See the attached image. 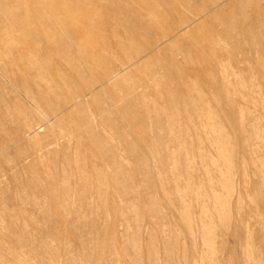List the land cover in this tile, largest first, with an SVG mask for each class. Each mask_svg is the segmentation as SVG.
<instances>
[{"label":"rangeland","instance_id":"rangeland-1","mask_svg":"<svg viewBox=\"0 0 264 264\" xmlns=\"http://www.w3.org/2000/svg\"><path fill=\"white\" fill-rule=\"evenodd\" d=\"M172 1L0 0V264H264V19ZM103 48L117 80L37 128Z\"/></svg>","mask_w":264,"mask_h":264},{"label":"bare ground","instance_id":"bare-ground-1","mask_svg":"<svg viewBox=\"0 0 264 264\" xmlns=\"http://www.w3.org/2000/svg\"><path fill=\"white\" fill-rule=\"evenodd\" d=\"M21 1H23V2H27L28 0H21ZM71 1H74V0H71ZM80 3H82V5L84 6V7H86L87 6V4H86V0H78ZM101 0H91V2L89 3V4H91V5H98V3L100 2ZM180 1L181 0H173L172 2H171V4H170V8H164V10H165V13H162V14H165V16L164 17H166V16H168V15H173V12H175L176 10H177V7H178V5H179V3H180ZM223 1V4L221 5V6H219V4H220V2H222ZM116 2H117V0H116ZM190 3H189V11H191V10H195V9H198V4H197V2H198V0H190L189 1ZM186 3V2H185ZM225 3V4H224ZM151 3H146V4H144V5H147V8L148 9H146V10H144L145 12H150V13H153L154 14V12H156L157 10H155V8L153 7V5H150ZM226 5V7H228L229 8V12H230V15H231V17L234 19V20H238V19H240V20H243L244 21V24H245V20H247L248 19V16H247V14H242V12H241V14L240 15H237V14H234V13H232L231 11L233 10V9H239V10H242L243 12L246 10V9H248V8H251V9H253L255 12H257V13H259L258 15L260 16V14H261V16L260 17H262L263 19H264V0H216L215 1V4H213L212 5V9L211 10H213L215 7H217V11L219 12V14H220V12H222V9H224L223 7ZM187 6V7H188ZM104 7V6H103ZM179 7H181V5L179 6ZM183 8V7H182ZM190 8H192L191 10H190ZM94 9V8H93ZM164 10L162 11V12H164ZM179 11V10H178ZM224 11V10H223ZM228 11V10H227ZM158 12V11H157ZM224 13H226L227 14V12L226 11H224ZM224 13H223V15H224ZM153 14H146V16H148L149 17V15H151V17L153 16ZM159 14H161V13H159ZM155 16H156V14H154ZM201 14H196V16L195 17H193V18H191V19H189V20H186V21H182V22H180V24H179V26H177L174 30H171V32L169 33V34H167L166 35V37H167V40H169V39H172V38H174L175 36H177L178 35V33L181 31V30H183V29H185V28H188V27H190V25L191 24H193V23H195L200 17ZM203 15V14H202ZM204 16V15H203ZM202 16V17H203ZM205 16H206V13H205ZM252 16V15H251ZM33 17H34V19H39V20H42L41 19V17H42V15H39L38 13H34L33 14ZM52 16H50L48 19H50L51 21L53 20L52 18H51ZM154 17V16H153ZM255 18H256V16H254ZM22 18V17H21ZM143 19V18H142ZM252 19V18H251ZM205 19H203V21H204ZM253 20V19H252ZM255 21H257V20H255ZM254 21H252V23H253ZM261 22V21H260ZM146 23V22H145ZM251 23V22H250ZM256 23V22H255ZM147 24V23H146ZM155 24V23H154ZM200 24V23H199ZM249 24V23H248ZM137 25V24H136ZM197 25V24H196ZM202 24H200L199 26H201ZM246 25V24H245ZM253 25V24H252ZM262 25V24H261ZM147 26V25H146ZM199 26H198V28H199ZM247 26V25H246ZM149 27V26H148ZM142 28V27H141ZM233 28V27H232ZM235 28H236V26H235ZM128 29V28H127ZM133 29V31H131ZM131 30L129 29V31L128 32H132V33H134L135 32V28H132ZM144 29H145V27H144ZM144 29H142L141 31H143ZM146 29H147V27H146ZM191 29V28H190ZM197 28H192V32H195V31H197L196 30ZM139 30H140V27H139ZM217 30V29H216ZM248 30V29H247ZM128 32H127V34H128ZM137 32V31H136ZM140 33V32H139ZM222 33L223 34H227V31H226V29H225V32L222 30ZM237 33H238V35H242V34H244L245 32H244V29L243 28H238L237 29ZM143 34V33H142ZM210 34L211 35H213V36H216L217 34H221V32L220 31H213V30H211L210 31ZM237 35V34H236ZM140 36V35H139ZM138 36V37H139ZM137 38V37H136ZM128 40L127 41H134L135 40V38H134V35H131V34H129L128 35V38H127ZM124 44V43H123ZM157 45V44H156ZM123 46L124 45H121V44H119L118 43V45H117V50L119 51H121V50H123L124 48H123ZM182 46H184V45H182ZM110 49V50H109ZM109 49H105V48H103V51H101L102 52V58H100V53H98L97 55H96V57L98 58V59H102L103 61H104V63H103V65H101V64H99V65H96V63H94L95 62V59H93V58H91V60L89 59L88 60V62H90L91 63V66L89 65V63H84V65H83V67H84V69L85 70H87V71H89V72H91L92 70L95 72V75H94V79H93V81L92 82H89L88 80H83V82H82V85L81 86H79V87H76L75 85L74 86H70L68 83H74V80L75 79H73V78H71V79H69L67 82H65L64 83V87H65V94H66V96H68V98H66V97H63L61 100H60V102L58 103V104H56V105H54V104H50V103H47L48 102V99H46V98H41V97H39V98H41V99H33V97H32V100H30V104L33 106V115H36V116H42V118L39 120V125H38V127L37 128H41L43 125H45L46 123H48L49 121H50V119L51 118H49V116L50 115H52L53 117L55 116V117H57L58 115H59V113L60 112H63V111H65L66 109H69L71 106H73V105H77V102H79L80 100H83V99H85V97L87 96V95H91L92 93H93V91H94V88L95 87H97V86H99V87H104L105 85H108L109 83H111L112 81H114V80H117V79H115L120 73H122L123 72V69L120 67V68H117V69H115V70H113V71H109V69H110V67H109V63H110V60H111V58H112V56L111 57H106L105 56V52L106 51H111V49L112 48H109ZM146 49L148 50V51H152V46H147L146 47ZM179 49V48H178ZM189 47H187V46H185V47H182V48H180V50H178L177 51V53L178 54H182V53H184V52H188L189 51ZM115 51V50H114ZM116 54V53H115ZM118 56V55H117ZM137 59H134V58H131V59H129L128 60V64L126 65V66H128V65H130L133 61H136ZM138 61V60H137ZM175 63V62H174ZM131 66V65H130ZM100 68V72L97 74V72H96V70H97V68ZM80 79H83L80 75H77ZM118 78V77H117ZM155 79H153V78H151V77H146L145 79H143V80H141L140 81V83L139 84H137L136 86H134L131 90H129V92H131V91H133V90H135L136 88H139V87H144V86H146L149 82H151V81H154ZM103 90H107L108 91V88H103ZM109 92V91H108ZM128 92V93H129ZM138 95H136V96H133L132 98H138L137 97ZM44 99H46V100H44ZM36 100H39L40 102H37ZM34 101V102H33ZM35 112H37V113H35ZM31 116V115H30ZM30 127V126H29ZM29 127L27 128V130H29ZM45 127V126H44ZM96 139V141H97V143H98V138H95Z\"/></svg>","mask_w":264,"mask_h":264}]
</instances>
